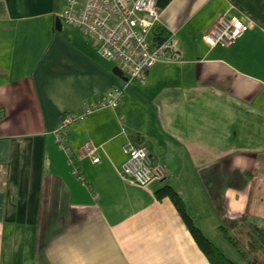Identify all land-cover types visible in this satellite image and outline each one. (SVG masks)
Instances as JSON below:
<instances>
[{"label": "crops", "instance_id": "0c3cea01", "mask_svg": "<svg viewBox=\"0 0 264 264\" xmlns=\"http://www.w3.org/2000/svg\"><path fill=\"white\" fill-rule=\"evenodd\" d=\"M1 1L0 264H209L172 202L154 196L164 184L210 241L219 226L264 228V0H169L159 10L177 59L157 61L142 83H125L115 108L64 132L70 154L98 148V163L77 162L84 184L52 131L126 79L61 22L64 0ZM225 11L246 30L206 46L201 34ZM125 136L147 146L162 178L141 188L118 175Z\"/></svg>", "mask_w": 264, "mask_h": 264}, {"label": "built area", "instance_id": "2783aa9c", "mask_svg": "<svg viewBox=\"0 0 264 264\" xmlns=\"http://www.w3.org/2000/svg\"><path fill=\"white\" fill-rule=\"evenodd\" d=\"M158 16L156 0H64L58 13L61 22L78 28L90 39L97 54L115 63L126 77L122 86H110L100 99L86 105L80 114H62L52 131L56 147L67 154L70 172L81 184H84V179L77 162L88 159L92 164L98 163V148L87 142L70 154L64 141V132L71 123L93 111L115 108L123 98L125 83H142L147 71L157 61L177 59L178 53L170 34L159 43L152 40V30L158 24ZM246 28L247 24L243 20L225 11L201 34V40L208 47L228 46ZM121 133L124 134L123 129ZM120 150L124 160L117 173L127 183L144 188L163 177V167L151 162L143 142L133 143L125 136Z\"/></svg>", "mask_w": 264, "mask_h": 264}, {"label": "trees", "instance_id": "16d2710c", "mask_svg": "<svg viewBox=\"0 0 264 264\" xmlns=\"http://www.w3.org/2000/svg\"><path fill=\"white\" fill-rule=\"evenodd\" d=\"M169 0H156V7L160 10ZM3 13V3L0 0V15ZM169 33L156 24L152 30V40L159 43L166 39ZM156 199L167 197L175 207L192 239L204 254L209 264H235L216 245L208 240L201 231L192 224L184 211L183 202L179 194L169 185H162L154 191ZM218 229L229 242L230 246L238 253L244 264H264V228L255 224L246 226L242 234H230L225 227Z\"/></svg>", "mask_w": 264, "mask_h": 264}, {"label": "rangeland", "instance_id": "374dc122", "mask_svg": "<svg viewBox=\"0 0 264 264\" xmlns=\"http://www.w3.org/2000/svg\"><path fill=\"white\" fill-rule=\"evenodd\" d=\"M211 241L214 245L219 247L221 251L229 258L231 259L235 264H244L238 253L226 242V239L222 238V235H216L215 233H209Z\"/></svg>", "mask_w": 264, "mask_h": 264}, {"label": "water", "instance_id": "95a60500", "mask_svg": "<svg viewBox=\"0 0 264 264\" xmlns=\"http://www.w3.org/2000/svg\"><path fill=\"white\" fill-rule=\"evenodd\" d=\"M55 23H58V21L56 20ZM112 72L119 78H121L122 80H125L126 77L122 76L121 75V72L120 70L115 66L113 69H112Z\"/></svg>", "mask_w": 264, "mask_h": 264}]
</instances>
